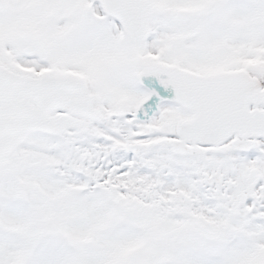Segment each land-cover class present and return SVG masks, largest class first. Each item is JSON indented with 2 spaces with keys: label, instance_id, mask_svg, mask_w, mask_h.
Instances as JSON below:
<instances>
[{
  "label": "snow or ice",
  "instance_id": "6c2138e0",
  "mask_svg": "<svg viewBox=\"0 0 264 264\" xmlns=\"http://www.w3.org/2000/svg\"><path fill=\"white\" fill-rule=\"evenodd\" d=\"M0 264H264V0H0Z\"/></svg>",
  "mask_w": 264,
  "mask_h": 264
}]
</instances>
